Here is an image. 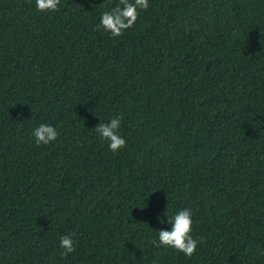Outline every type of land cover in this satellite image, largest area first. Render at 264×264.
Returning a JSON list of instances; mask_svg holds the SVG:
<instances>
[{
    "label": "trees",
    "instance_id": "1",
    "mask_svg": "<svg viewBox=\"0 0 264 264\" xmlns=\"http://www.w3.org/2000/svg\"><path fill=\"white\" fill-rule=\"evenodd\" d=\"M117 3L0 0V264H264V0H148L112 38ZM184 208L203 243L153 247Z\"/></svg>",
    "mask_w": 264,
    "mask_h": 264
},
{
    "label": "clouds",
    "instance_id": "2",
    "mask_svg": "<svg viewBox=\"0 0 264 264\" xmlns=\"http://www.w3.org/2000/svg\"><path fill=\"white\" fill-rule=\"evenodd\" d=\"M59 5L60 0H35V7L39 12H58L60 11ZM148 7V0H118L115 7H110L101 13L99 24L95 26L96 30L102 28L105 32H109L112 38L119 37L126 29L134 26L139 16V10L146 11ZM185 31H191V29L186 27ZM121 119L117 116L107 123L100 121L93 128L102 140L108 142L107 147L112 152H117L126 146V140L119 134ZM58 135L56 128L49 124H40L32 130V137L37 146L55 141ZM165 216L170 227L167 230H159L158 241L150 240L149 243L153 247L172 248L176 252L191 257L196 251L198 242L203 243L202 238H193L191 235L192 210L184 208ZM59 246L64 250L62 253L64 256L74 252L72 235H61ZM261 254L264 255V252Z\"/></svg>",
    "mask_w": 264,
    "mask_h": 264
}]
</instances>
